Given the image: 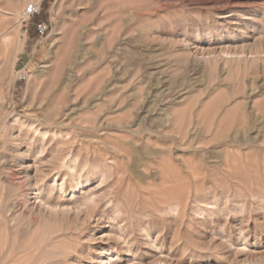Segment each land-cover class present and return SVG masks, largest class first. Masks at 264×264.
Wrapping results in <instances>:
<instances>
[{"label":"rangeland","instance_id":"obj_1","mask_svg":"<svg viewBox=\"0 0 264 264\" xmlns=\"http://www.w3.org/2000/svg\"><path fill=\"white\" fill-rule=\"evenodd\" d=\"M3 123L9 264H264V0H0Z\"/></svg>","mask_w":264,"mask_h":264},{"label":"bare ground","instance_id":"obj_2","mask_svg":"<svg viewBox=\"0 0 264 264\" xmlns=\"http://www.w3.org/2000/svg\"><path fill=\"white\" fill-rule=\"evenodd\" d=\"M71 69H72L70 71L71 79H77L80 76L83 77L85 72H86L85 67H83V64H81V63L72 64ZM42 77H44V75ZM42 77H40V79H42ZM70 81L71 80H69V82ZM64 88L65 87H63L60 84L59 80H57V81L51 80V81L46 82L45 79L43 78L42 80H40L38 82L36 93H35V99H34L36 101V108L32 111V115H31V118L33 120V124L36 125L37 128L46 129V128H54L58 124L63 125L64 119H61V118L64 116V114H61L57 111H53V107L50 105L49 102H50L51 96H53L54 93L65 90ZM5 126H6V124L3 123V126L0 128V141H4V128H5ZM24 138L25 137L23 134L20 135L19 137H17L18 143L14 144L13 149H12L14 154L11 157V159H9V161L11 160V163L18 164L19 166H21L27 170L26 167H28V166L25 167V161L28 159L29 155L27 153H26V155H24L25 153L22 152L21 148L26 147L25 150L30 151V152H31V150H36V151H39V150H37L38 147L35 146L34 144L31 145V144L27 143V140H24ZM33 139L34 138H32V139L30 138L29 141L31 142V140L33 141ZM51 141H52L51 139L48 140L49 143ZM39 149H40V147H39ZM44 151L45 150L42 149L40 151V154H43ZM2 157L3 156H1V152H0V169L1 168L5 169V161H4L5 159L2 160ZM6 162H7V159H6ZM11 172H12V170H11ZM13 173L10 174V177L13 176ZM48 173H49L48 171H47V173L42 172V174L40 173L41 176L37 175L35 177L30 176L27 173H24V175L22 177L20 176L21 178L19 179L22 181L19 184L18 192H16V193L14 192V194L5 193L2 191L0 192V229L2 228V230H4V231L7 229V227L9 226L8 223L12 222L15 219L16 211L21 208V203H19V202L23 201L24 204L28 203V201H29L28 199H30L29 197H30V195H32L31 191L35 189V184H37V182L40 179L42 180L43 178H45ZM6 174L9 175L8 172ZM24 187H27L28 190L24 191L23 190ZM14 197H16V199ZM13 199H15V200L13 202V205L11 206V205H9V202ZM0 264H9V256L6 255V253H4V249L2 248L1 245H0Z\"/></svg>","mask_w":264,"mask_h":264},{"label":"built area","instance_id":"obj_3","mask_svg":"<svg viewBox=\"0 0 264 264\" xmlns=\"http://www.w3.org/2000/svg\"><path fill=\"white\" fill-rule=\"evenodd\" d=\"M39 14V7L35 4H30L24 9L23 13L21 14L22 19L28 20L31 17ZM47 31V25L45 23H38L36 25V32L37 34L42 37Z\"/></svg>","mask_w":264,"mask_h":264}]
</instances>
